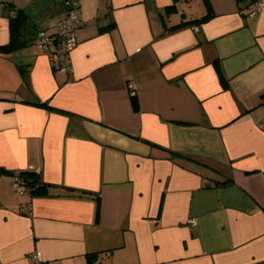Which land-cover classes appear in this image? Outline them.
I'll return each mask as SVG.
<instances>
[{
    "label": "crops",
    "instance_id": "crops-1",
    "mask_svg": "<svg viewBox=\"0 0 264 264\" xmlns=\"http://www.w3.org/2000/svg\"><path fill=\"white\" fill-rule=\"evenodd\" d=\"M251 2L78 0L69 72L32 42L65 0H0V264H264ZM17 9L26 41L6 49ZM29 170L42 191L15 193Z\"/></svg>",
    "mask_w": 264,
    "mask_h": 264
},
{
    "label": "built area",
    "instance_id": "built-area-1",
    "mask_svg": "<svg viewBox=\"0 0 264 264\" xmlns=\"http://www.w3.org/2000/svg\"><path fill=\"white\" fill-rule=\"evenodd\" d=\"M66 12L65 15L60 18L54 26V32L46 33L42 30H37L32 42L41 47L46 56H48L52 67L55 69H63L71 71L70 64V51L78 43L79 29L83 24L80 15V6L78 0H65ZM263 3L261 0H252L247 7V15L252 16L262 11ZM128 88L131 93L133 91V85L128 83ZM12 189L17 194L27 192V186L24 178L21 176L13 177ZM20 213L30 215L31 204L28 202L20 207ZM29 257L33 261V264H47L40 258L36 251L30 253Z\"/></svg>",
    "mask_w": 264,
    "mask_h": 264
},
{
    "label": "trees",
    "instance_id": "trees-1",
    "mask_svg": "<svg viewBox=\"0 0 264 264\" xmlns=\"http://www.w3.org/2000/svg\"><path fill=\"white\" fill-rule=\"evenodd\" d=\"M26 16L27 13L23 9H17L15 15L9 16L8 21H9L10 39L5 45H3L6 49H12L21 46L26 41L25 38L22 37L23 35L21 33V31H23V29L26 27V22L24 21ZM207 16L208 15H204L202 18L199 19V21L200 22L203 21ZM220 76L223 79L221 72H220ZM20 175L23 176L24 178L28 193H37L39 191H42L43 187L45 186V183L39 181L37 173L35 171L32 170L25 171L22 172Z\"/></svg>",
    "mask_w": 264,
    "mask_h": 264
}]
</instances>
